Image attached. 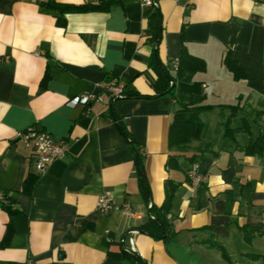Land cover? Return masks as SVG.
I'll return each instance as SVG.
<instances>
[{
  "label": "crops",
  "instance_id": "obj_1",
  "mask_svg": "<svg viewBox=\"0 0 264 264\" xmlns=\"http://www.w3.org/2000/svg\"><path fill=\"white\" fill-rule=\"evenodd\" d=\"M157 2L160 60L171 75L183 48L203 61L205 70L192 80L201 84V104L212 107L200 114V139L181 151L168 143L179 105L170 95L153 97L148 5L0 0V195L7 197L0 200V264H134L120 256L123 247L146 264H264V156L243 153L264 130V0ZM90 3L108 6L64 14V26L47 7ZM227 54L249 79H233L223 64ZM111 80L143 97L113 99L105 86ZM87 95L100 100L68 104ZM222 106L237 108L234 140L223 135L230 111ZM111 115L137 145L150 204L160 207L166 184H179L166 215L171 239L136 231L148 222L149 208L135 154ZM243 119L248 132L241 130ZM31 127L67 145L42 174L16 137ZM171 157L179 168L168 167ZM193 166L201 176L197 187L188 177ZM29 174L38 178L25 194ZM105 195L115 208L101 214L97 203ZM244 225L262 233L248 242Z\"/></svg>",
  "mask_w": 264,
  "mask_h": 264
},
{
  "label": "trees",
  "instance_id": "obj_2",
  "mask_svg": "<svg viewBox=\"0 0 264 264\" xmlns=\"http://www.w3.org/2000/svg\"><path fill=\"white\" fill-rule=\"evenodd\" d=\"M107 6L108 3H90L79 6H60L59 4L47 5L48 8L56 10L61 14V16L57 19L56 24L58 26L65 25V19L62 18L64 14L103 11L107 8ZM149 8L148 25L151 30L149 41L151 42L153 48L150 56L149 67L157 74V79L153 84V87L155 88V95L153 97L156 98L164 95H170L179 105L180 109L175 113L173 121L169 127L168 143L170 149H177L178 151H181L192 141H198L200 139V134L203 129L200 114L203 111L212 109L211 106L201 104L204 99L201 84L192 80L195 73L203 72L205 70V64L203 61L189 56L183 48L180 57L177 59L175 75H171L167 69V65L160 60L158 55V47L163 30L162 18L159 12L157 0H152V4ZM223 64L233 74V79L235 81L249 79V77L237 66V64L231 60L229 54L225 56ZM109 79L110 78H107V81H109ZM142 97L143 96L138 93L124 92L121 99ZM221 109H228L230 111V115L222 121L223 135L230 140H234L235 129L231 128V118L237 115V108L235 106H222ZM111 116L117 123V126L120 128L135 154L136 176L139 190L149 208L148 222L139 227L136 231L147 234L155 239H171L172 233L169 232L170 226L167 222L166 215L170 213L174 193L179 187V184L172 182H168L166 184L165 200L160 207H155L150 204V190L144 175L142 159L138 153L137 145L133 142L129 133L124 130L121 122L114 115ZM241 130L244 132L249 131V126L245 119L242 120ZM243 153L247 156H264V130L259 131V135L249 142V144L243 149ZM196 160L197 157L191 156L189 162L193 163ZM167 165L171 169L179 168V164L177 163L175 157H171L168 160ZM37 178L38 177L36 175L29 174L23 183L21 192L30 194ZM4 198L7 200L5 195ZM8 202L12 203L13 201L8 199ZM2 207L6 209L9 214L12 213V210L9 207ZM241 231L243 233L244 240L249 242L255 233H262V227H250L244 225L241 227ZM9 237L10 233L8 232L4 238V243L8 241ZM215 245L219 249H222L220 245ZM120 256L134 264H146L136 252L125 249L124 247L121 250ZM251 257L255 258V256Z\"/></svg>",
  "mask_w": 264,
  "mask_h": 264
},
{
  "label": "built area",
  "instance_id": "obj_3",
  "mask_svg": "<svg viewBox=\"0 0 264 264\" xmlns=\"http://www.w3.org/2000/svg\"><path fill=\"white\" fill-rule=\"evenodd\" d=\"M140 1L148 6L152 4V0ZM105 86L113 99H121L123 97L124 88L116 80H111ZM99 100V96L96 95L78 96L73 98L68 104L70 106L78 104L87 105L91 101ZM16 137L18 141L22 143L24 148L30 150L31 156L34 159V168L38 174L44 173L53 161L61 160L67 153V145L64 141L55 140L46 132L32 127L17 132ZM188 177L191 180L193 187L200 185L201 176L197 173L194 166L190 169ZM0 200L5 201V198L0 195ZM114 208L115 203L111 196L105 195L99 198L97 209L101 214H107Z\"/></svg>",
  "mask_w": 264,
  "mask_h": 264
}]
</instances>
